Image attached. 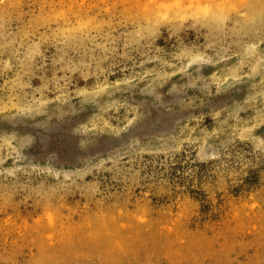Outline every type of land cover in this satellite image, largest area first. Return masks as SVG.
Wrapping results in <instances>:
<instances>
[{
    "label": "rangeland",
    "instance_id": "374dc122",
    "mask_svg": "<svg viewBox=\"0 0 264 264\" xmlns=\"http://www.w3.org/2000/svg\"><path fill=\"white\" fill-rule=\"evenodd\" d=\"M0 264H264V0H0Z\"/></svg>",
    "mask_w": 264,
    "mask_h": 264
}]
</instances>
